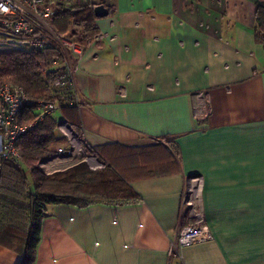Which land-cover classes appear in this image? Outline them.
Segmentation results:
<instances>
[{
    "label": "crops",
    "instance_id": "crops-1",
    "mask_svg": "<svg viewBox=\"0 0 264 264\" xmlns=\"http://www.w3.org/2000/svg\"><path fill=\"white\" fill-rule=\"evenodd\" d=\"M255 3L264 0L58 3L108 11L70 52L79 139L88 149L170 145L178 169L132 178L135 198L125 204L48 206L33 264H264V45L254 37ZM66 106L54 122L66 121ZM58 147L67 146L38 162L44 175L79 162ZM192 177L211 240L170 258L188 222L182 201ZM20 259L0 245V264Z\"/></svg>",
    "mask_w": 264,
    "mask_h": 264
},
{
    "label": "trees",
    "instance_id": "trees-1",
    "mask_svg": "<svg viewBox=\"0 0 264 264\" xmlns=\"http://www.w3.org/2000/svg\"><path fill=\"white\" fill-rule=\"evenodd\" d=\"M55 28L60 33L70 31L76 43H85L93 35L94 15L89 6L66 8L58 5ZM255 41L264 45V3H255ZM58 50L39 52L0 53V78L19 85L27 96L50 99V73L41 72L43 62L52 61ZM51 58V60H50ZM77 106H66V121L78 134L75 118ZM34 109L21 116L24 122L32 120ZM56 123L45 117L32 131L21 136L17 150L19 165L5 162L0 172V245L21 256L17 264H33L40 240V228L50 205L84 207L96 203L125 204L135 198L130 180L137 177H156L177 171V153L174 147L159 144L129 147L121 144L90 149L105 162L99 171H90L84 162L66 170L44 175L37 167L39 161L52 153V147L65 143L56 135ZM65 140V141H64Z\"/></svg>",
    "mask_w": 264,
    "mask_h": 264
},
{
    "label": "built area",
    "instance_id": "built-area-1",
    "mask_svg": "<svg viewBox=\"0 0 264 264\" xmlns=\"http://www.w3.org/2000/svg\"><path fill=\"white\" fill-rule=\"evenodd\" d=\"M66 1L0 0V53H44L51 49H57L59 53L51 62L45 63V70L50 73V99L35 100L27 96L21 86L0 78V172L3 163L21 161L17 150L21 136L32 131L45 117H51L61 105L70 104L79 108L82 104L74 83L75 66L70 54L78 48L77 43L69 39L70 35L65 37L58 33L52 24L58 3ZM29 108L34 109V116L32 120L23 122L21 116ZM55 123L61 137L67 140V147H58L57 154L71 160L78 150L87 148L79 137L73 138V129L67 121ZM87 162L94 167L100 166L97 160L90 157ZM182 205L186 208L188 222L170 242V258H181V250L186 246L211 240L201 206L199 177L188 180Z\"/></svg>",
    "mask_w": 264,
    "mask_h": 264
},
{
    "label": "rangeland",
    "instance_id": "rangeland-1",
    "mask_svg": "<svg viewBox=\"0 0 264 264\" xmlns=\"http://www.w3.org/2000/svg\"><path fill=\"white\" fill-rule=\"evenodd\" d=\"M52 24H53V26L55 27V23H54V18L52 19ZM56 29V28H55ZM58 31V30H57ZM58 33H60L59 31H58ZM70 33V31L68 30L67 32H64V33H60V34H62V35H65V37H69V34ZM69 39L70 40H72V41H75V38H72L71 37V35H70V37H69ZM51 58H54V55H53V57H51ZM51 58H50V60H51ZM49 62V60L47 61V63ZM45 63L46 62H43V64H44V69H40V71L41 72H43V70L45 71ZM46 71H48V70H46ZM57 133L59 134V136H61V134H60V132L57 130ZM73 135H74V139H78V134L73 130ZM67 143V140H66V142H65V144ZM74 160H76V161H83L86 165H87V168L90 170V171H99V170H101L103 167H104V165H105V162L103 161V160H101L95 153H93L90 149H88V148H83V150H81V151H77L75 154H74ZM93 158V159H95V160H97V162H99L100 163V166H101V168H99V167H94V166H92L91 164H89L88 162H87V159L88 158ZM10 163H12V164H14V165H19V163H15V162H10Z\"/></svg>",
    "mask_w": 264,
    "mask_h": 264
},
{
    "label": "water",
    "instance_id": "water-1",
    "mask_svg": "<svg viewBox=\"0 0 264 264\" xmlns=\"http://www.w3.org/2000/svg\"><path fill=\"white\" fill-rule=\"evenodd\" d=\"M93 14L97 18H101L106 16L108 14V11L103 5H97L93 7Z\"/></svg>",
    "mask_w": 264,
    "mask_h": 264
},
{
    "label": "bare ground",
    "instance_id": "bare-ground-1",
    "mask_svg": "<svg viewBox=\"0 0 264 264\" xmlns=\"http://www.w3.org/2000/svg\"><path fill=\"white\" fill-rule=\"evenodd\" d=\"M92 161V160H91Z\"/></svg>",
    "mask_w": 264,
    "mask_h": 264
}]
</instances>
